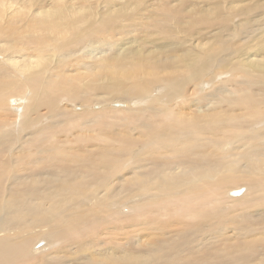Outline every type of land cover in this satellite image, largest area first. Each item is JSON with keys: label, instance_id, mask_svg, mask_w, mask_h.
<instances>
[{"label": "bare ground", "instance_id": "obj_1", "mask_svg": "<svg viewBox=\"0 0 264 264\" xmlns=\"http://www.w3.org/2000/svg\"><path fill=\"white\" fill-rule=\"evenodd\" d=\"M6 1L0 0V264H264V15L254 14L260 0L237 6L241 23L217 26L182 52L173 41L72 68L69 59L50 63L49 54L105 38L133 18L130 11L112 3L85 18L69 1L18 8L7 1L12 6L4 8ZM211 70L229 78L203 102L196 90ZM70 92L83 105H112L80 114L60 106ZM20 115L23 125L36 127L14 136L7 126L19 128ZM242 184L249 187L229 195ZM127 200L134 211L118 216L114 208ZM43 234L58 237L59 247H34L37 254L26 257Z\"/></svg>", "mask_w": 264, "mask_h": 264}, {"label": "rangeland", "instance_id": "obj_2", "mask_svg": "<svg viewBox=\"0 0 264 264\" xmlns=\"http://www.w3.org/2000/svg\"><path fill=\"white\" fill-rule=\"evenodd\" d=\"M8 3L12 4L13 3V6L15 7H19V5H30L32 4V2H34V0H20L18 2V0H13L15 2L12 1V0H7ZM6 1V3H2L3 5H6L4 8H7L8 5L9 6H12L10 4H8ZM54 4H52V2ZM60 2H63L62 4L64 5H67V6H70L71 3H74V5H76L75 7H78V8H81V10L83 11V15L85 17V14H88L91 12H98L101 8H110L111 4L112 3H118L116 4V8L123 11V13H128L130 11L132 17L134 18L135 16V19L133 20V18L131 20H124L121 24V26L119 27H116L115 29L116 30H120V31H110L109 33L107 32L106 35H105V38H104V35L103 37L101 38H97L95 41H91V43L89 44H86V43H81V44H77L76 42H70V45L68 47H70L71 49V53L66 51V53H70V54H63V53H58L57 54V57H53V55L50 53L48 56L50 57V63L54 60H57L56 63L60 64L61 63V60L64 58V59H69L68 62H71L72 67H77V66H80L79 62H88V63H91L95 60L94 65L96 66L100 61V59L102 57H108L110 55H117L119 53H124L125 51L131 49V48H134V49H139V48H150V49H157V46H168L169 43H172L173 41L176 44V46H178V50H180V52H182V49L186 48V46H190L191 44H195V43H190V42H193L195 41V39L197 40H202L203 38V41L207 40L208 38H211L212 36H210V32L213 30L214 31V28L218 29L217 26H222V25H227L229 26L230 28L234 27L238 22H240L239 18H241V16H237V12L239 11V8L237 6H244V7H250L251 5L253 6L255 3V1L257 0H236L235 2H233L231 4V7L228 9V5L230 2H232L233 0H58ZM57 0L56 1H53V0H47V1H41V4L44 5L45 7H51L53 5H56L55 3L58 2ZM67 1L71 2V3H66ZM95 1V6L93 3L91 2H94ZM224 1H227V2H224ZM262 1V2H261ZM2 2V0H1ZM21 2V3H20ZM31 2V3H30ZM81 2V3H80ZM90 2V3H89ZM107 2V3H106ZM222 2V3H221ZM20 3V4H19ZM86 3V4H85ZM120 3V4H119ZM128 5H124V4H127ZM260 3L262 4L261 6V12H254V14L258 13L259 14V17H263L264 15V0H260ZM50 4V5H49ZM82 4V5H81ZM92 4V5H91ZM109 4V5H108ZM130 4V6H129ZM227 4V5H226ZM88 5H91L93 6L92 9L90 6ZM98 5V6H97ZM250 5V6H249ZM80 6V7H79ZM102 6V7H101ZM119 6V7H118ZM122 6V8L120 7ZM225 6H226V9H225ZM230 6V5H229ZM24 7V6H23ZM21 8L23 9V11L26 9V8ZM66 7V6H65ZM136 7V8H135ZM219 7V8H218ZM85 8V10H84ZM87 8V9H86ZM128 8H130L129 10H127ZM131 8H135L134 11H132ZM95 9V10H94ZM97 9V10H96ZM99 9V10H98ZM137 9V10H136ZM141 9V10H140ZM149 9V10H148ZM158 9V10H157ZM165 9V10H163ZM215 9V10H214ZM136 10V11H135ZM139 10V12H137ZM170 10V11H168ZM177 10V11H175ZM187 10V11H186ZM191 10V11H190ZM149 11V12H148ZM153 11V12H152ZM159 11V12H158ZM174 11V12H172ZM194 11V12H193ZM213 11V12H212ZM136 14H135V13ZM157 12V13H156ZM165 15H164V13ZM171 12V13H170ZM146 13V14H145ZM168 13V14H167ZM185 13V14H184ZM190 13V14H189ZM98 14V13H97ZM95 14V17H97ZM134 14V16H133ZM141 16H140V15ZM155 14V15H154ZM263 14V15H262ZM161 15V16H160ZM262 15V16H261ZM112 16H117L115 13L112 15ZM138 16V17H137ZM140 16V17H139ZM147 16V17H146ZM157 16V17H155ZM164 16V18H163ZM227 16V17H226ZM234 16V17H233ZM237 16V17H236ZM81 17V16H79ZM100 16H98L97 18H99ZM143 19H142V18ZM150 17H154L153 18V21L152 18ZM160 19H159V18ZM170 17V18H169ZM219 17V18H218ZM232 17V18H231ZM12 18V15L9 14L7 17L5 16V19L9 20ZM86 18V17H85ZM138 18V19H137ZM141 18V19H140ZM149 18V19H147ZM157 18V19H156ZM106 19V18H104ZM184 19V20H183ZM219 20V22H222L224 24H219V22H217ZM234 19V20H233ZM99 20V19H98ZM141 20V21H139ZM145 20V21H144ZM149 20V21H148ZM215 20V21H214ZM231 20V21H230ZM136 21V22H135ZM152 23H151V22ZM156 21V22H155ZM85 22V21H84ZM83 21L81 22V25H85ZM112 22V21H110ZM114 22V21H113ZM134 22V24H133ZM147 22V23H146ZM149 22V23H148ZM155 22V23H154ZM165 22V23H164ZM167 22V23H166ZM215 22V23H214ZM217 22V23H216ZM131 23V25L129 26V24ZM137 25H136V24ZM141 23V24H139ZM144 25H143V24ZM160 25H159V24ZM241 23V22H240ZM98 23L95 24V26L97 27ZM112 24V23H110ZM113 24H117V22L113 23ZM133 24V25H132ZM146 24V25H145ZM150 24L152 25L151 29L150 28ZM157 24V25H156ZM261 32H262V28H264V20H263V23L261 21ZM156 25V26H155ZM259 24L256 23V27L258 26ZM137 26V27H136ZM139 26L141 28H139ZM149 26V28H148ZM157 26H159V30L157 29ZM125 27V28H123ZM145 27V28H143ZM155 27V28H154ZM99 28V27H98ZM97 28V29H98ZM143 28V29H142ZM148 30H147V29ZM162 28V29H161ZM167 28V29H166ZM169 28V29H168ZM171 28V30H170ZM176 28V29H175ZM134 29V30H133ZM146 29V30H145ZM189 29V30H188ZM157 30V32H155ZM160 30H162L160 32ZM169 30V31H168ZM175 30V32H174ZM168 31V32H167ZM172 31V33H171ZM216 31V30H215ZM148 32V33H147ZM154 32L156 34H154ZM163 32V33H162ZM150 33V36H147L149 35ZM155 35H153V34ZM162 33V34H161ZM185 33V34H184ZM121 34V35H120ZM126 34V35H124ZM165 34H167V36H165ZM180 36H179V35ZM262 34V33H261ZM153 35V36H151ZM158 35V36H157ZM264 35V34H263ZM73 35L71 34V37ZM146 36V37H145ZM67 37H70V35H67ZM108 37H110L108 39ZM114 37V38H113ZM129 37V38H128ZM149 37V38H148ZM152 37V38H151ZM162 37H166V39H161ZM207 37V38H206ZM66 38V36H65ZM200 38V39H199ZM205 38V39H204ZM68 39V38H66ZM100 39V40H99ZM124 39V40H123ZM148 39V40H147ZM152 39V40H151ZM155 39V40H154ZM159 39V40H158ZM181 39H185V40H181ZM191 39V40H190ZM243 39L245 40V34L242 35V37L240 38V41H243ZM123 40V41H122ZM131 41V42H127V41ZM166 40V42H165ZM171 40V41H170ZM181 40V41H180ZM190 40V41H189ZM193 40V41H192ZM81 41V40H80ZM139 41V42H138ZM152 41V42H151ZM202 41V42H203ZM138 42V43H137ZM180 42V43H179ZM187 43V44H186ZM74 45V47H72ZM94 44V45H93ZM105 44V45H104ZM123 44V45H122ZM146 44V45H145ZM154 44L156 46H154ZM79 45V46H78ZM104 45V46H102ZM131 45V46H130ZM170 45V44H169ZM78 46V47H77ZM122 46V49H120ZM83 47V48H82ZM78 48V49H77ZM101 48V49H100ZM74 49V50H73ZM86 49V50H85ZM69 50V49H68ZM121 50V51H120ZM75 51V52H74ZM85 51V52H84ZM92 51V52H91ZM170 53H172V51H169ZM47 53V52H44V54ZM75 53V54H74ZM106 53V55L104 54ZM73 54V55H72ZM93 54V55H92ZM104 54V55H102ZM108 54V55H107ZM65 55V56H64ZM52 56V57H51ZM67 56L69 58H67ZM71 56V57H70ZM74 56V57H72ZM88 56V57H87ZM91 56V57H89ZM102 56V57H101ZM94 57V60L92 59ZM98 57V58H96ZM98 60H96V59ZM53 59V60H52ZM75 59V60H74ZM86 60V61H85ZM89 60V61H88ZM75 61V62H74ZM98 61V62H96ZM45 61H43L44 63ZM76 64H74V63ZM57 64H55V70H58L59 67L58 65L56 66ZM75 65V66H74ZM213 70L209 71V72H206L203 76V81L202 83L199 85V88L196 90L197 92V97L199 96V98L203 101V102H208V100L210 99V93L213 91V90H216L218 89L221 85H222V82L225 84L226 83V80L224 81H220V80H223L225 79V77L229 78V76H227V74L223 73V74H220V73H217L218 75H212V72ZM53 73H55L53 71ZM199 84V82H197ZM157 85V86H156ZM220 85V86H219ZM156 86V87H155ZM155 87V88H154ZM154 90L155 91H163L162 89H160V85L158 84H155L154 85ZM160 89V90H159ZM32 90H30L29 94H28V98L31 97L32 93L31 92ZM31 93V94H30ZM30 95V96H29ZM73 92H70L68 95H63V99L60 100L61 105H69L71 109L74 110V112H78L81 114V113H88L89 111L93 110L95 108H99V109H102V107L104 108H107L109 105H112L110 102L107 103H102V105H100L101 103L98 104V102H93L94 106L91 102L88 103V104H81V102L79 103V100H77L75 102V99L73 97ZM205 97V98H204ZM13 100V98L11 97L10 98V101ZM14 102L13 103H17L19 105V103H21L20 105H22L24 103L23 100H21L20 98H17V100H13ZM75 103V104H74ZM118 103V106L121 105V102L120 101H117L115 102V104ZM76 105V107L73 106ZM123 105H125L126 103H122ZM26 104H24L25 106ZM83 105V106H82ZM114 105V104H113ZM140 104H135V106H139ZM23 106V108H24ZM73 106V107H72ZM114 106H117V105H114ZM92 107V108H91ZM112 107V106H111ZM42 109H44V107H42ZM41 109V111H42ZM89 109V111H88ZM91 109V110H90ZM21 110V108L19 109ZM18 110V112H19ZM72 110V111H73ZM77 110V111H76ZM84 110H86L87 112H85ZM80 111H83V112H80ZM43 112V111H42ZM22 117V119L20 118L19 121L20 123L23 122V119H24V116L20 115ZM79 116H76V119L75 121L81 123L83 122L82 119L78 118ZM17 118V115L16 117ZM128 121V120H127ZM127 121H120L121 123H126ZM74 123V122H73ZM264 123V122H262ZM12 124V125H11ZM14 122L12 123H9L7 128L8 130H10V132L15 136H19L21 134H25L26 132H29L31 131L30 128H33V127H36V125L34 126H31V127H28L26 125H23L20 124L19 125V128L17 129H11L10 126H12L13 128L15 127L14 126ZM23 125V126H22ZM77 126H79V124L77 123L76 124ZM264 126V125H263ZM60 129V128H58ZM72 129V128H71ZM70 129V131H71ZM21 131V132H20ZM15 134H14V133ZM243 187H246V189L249 187L248 184H242L240 186H238L237 188L236 187H232L231 189L233 190H239L241 189H244ZM239 188V189H238ZM231 190L229 192V195L230 193L233 191ZM134 199L135 201L138 200L140 201L141 199H144L141 197H135V198H132ZM131 199V200H132ZM131 200H127L128 202H124L122 203V205L119 207V208H114V210L116 211L117 215L118 216H122V215H129L132 211H134V209H132L133 207L131 206L132 205V201ZM133 200V201H134ZM112 203V202H111ZM107 206L109 207V205H106V207L104 208L105 212L107 211L106 208ZM124 206V207H123ZM111 209V207H109ZM107 208V209H109ZM113 210V209H112ZM113 210V211H114ZM107 213V212H106ZM105 213V214H106ZM105 214H102L105 215ZM116 215V214H115ZM116 215V216H117ZM110 217H113V216H110ZM106 219H108V217H106ZM38 237V236H37ZM47 237V236H46ZM43 234V236L39 237L37 239V241H35V243H33L31 246L32 247H29L27 248L26 250V257H29V252L31 255H34V254H37V253H33L34 251H37V250H34V247L36 248H43L44 250H42L41 252H45L46 251H50L52 250L51 248L54 249L55 246H57V248L59 247L60 245V240L58 237H56V240L58 241V244L55 245L56 243L54 242H57L55 241V238L54 239H50V237H47L46 238ZM47 239V240H46ZM50 239V240H49ZM52 241V243L49 241ZM35 244V245H34ZM44 246V247H43ZM46 246V247H45ZM56 248V247H55ZM29 251V252H28ZM40 252V253H41ZM33 253V254H32Z\"/></svg>", "mask_w": 264, "mask_h": 264}, {"label": "water", "instance_id": "obj_3", "mask_svg": "<svg viewBox=\"0 0 264 264\" xmlns=\"http://www.w3.org/2000/svg\"><path fill=\"white\" fill-rule=\"evenodd\" d=\"M233 194H239L240 190H235L234 192L232 191Z\"/></svg>", "mask_w": 264, "mask_h": 264}]
</instances>
